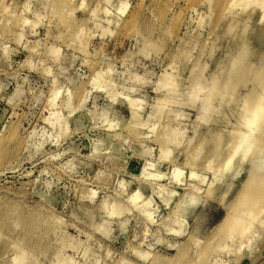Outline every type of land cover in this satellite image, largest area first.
I'll use <instances>...</instances> for the list:
<instances>
[{"label": "rangeland", "instance_id": "rangeland-1", "mask_svg": "<svg viewBox=\"0 0 264 264\" xmlns=\"http://www.w3.org/2000/svg\"><path fill=\"white\" fill-rule=\"evenodd\" d=\"M68 1L0 0V264H264V133L225 166L264 127V44L233 67L264 2Z\"/></svg>", "mask_w": 264, "mask_h": 264}, {"label": "bare ground", "instance_id": "bare-ground-1", "mask_svg": "<svg viewBox=\"0 0 264 264\" xmlns=\"http://www.w3.org/2000/svg\"><path fill=\"white\" fill-rule=\"evenodd\" d=\"M70 1V0H69ZM68 1V2H69ZM224 1H226V0H224ZM229 1V3H230V5L232 4V5H236L237 4V2H239V0L237 1V0H228ZM248 1V0H247ZM261 1V0H260ZM260 1H253V0H250L249 2H246L243 6L241 5V11H240V13H241V15L242 14H245V13H247L248 14V12H249V14H250V12H252L253 10H260V6H262V2H264V0H262V2H260ZM260 2V3H259ZM102 3V2H101ZM100 3V4H101ZM220 3H222V1L220 2ZM236 3V4H235ZM226 4H227V2H226ZM67 5H68V3H67ZM238 5V4H237ZM262 8H264V7H261V9ZM264 10V9H263ZM95 12H97V11H95ZM107 13H108V11H107ZM263 13V12H262ZM237 14H239V12L237 13ZM236 14H234V17L235 18H237V15L235 16ZM252 15V14H251ZM264 15V14H263ZM261 16V15H260ZM233 17V16H232ZM251 17V16H250ZM264 17V16H263ZM234 18V20L233 21H231L232 23H234L235 21H236V19ZM249 18V17H248ZM247 18V19H248ZM0 19H1V17H0ZM246 19V18H245ZM260 20V19H259ZM262 20V19H261ZM239 21V20H238ZM242 21V20H241ZM249 21V20H248ZM262 21H264V19L262 20ZM2 22V21H1ZM228 22V21H227ZM131 23V22H130ZM260 23V22H259ZM227 24V23H226ZM235 25H236V23H234ZM228 25H230V23L228 24ZM131 26V25H130ZM84 27V26H83ZM84 29V28H83ZM255 29L253 28L252 29V31H254ZM252 31H251V33H252ZM81 35V34H80ZM258 36V39H257V37H255V36ZM249 37V36H248ZM249 39V40H248ZM250 40H253V41H257V45H254V46H257V47H255L257 50L255 51V49H253L252 51H253V53H254V57H255V60L254 61H256L257 62V58L259 59L260 57H261V47H262V45L264 44V22L262 23V25L260 26V27H256V31H255V35L253 36V37H251V38H245L244 37V35H242L239 39H238V41H237V51H236V56L237 57H235L236 59H234V65H236V64H239L238 65V69L237 70H239V75H241L243 78L246 76H248V73H249V71H253V70H256L257 68H260L259 66L258 67H254L253 65H256V63L255 64H253V63H251V64H253L252 66L250 65V64H248V61H247V59L250 57L249 56V54H250V51H251V49H250V45H249V43H250ZM254 43V42H253ZM252 43V44H253ZM248 49H250V50H248ZM252 53V54H253ZM249 56V57H248ZM252 56V55H251ZM251 58V57H250ZM238 59H240V60H238ZM244 60V61H243ZM251 60H252V58H251ZM240 61V62H239ZM241 61H243V62H241ZM253 61V60H252ZM258 62H259V60H258ZM260 63V62H259ZM258 64V63H257ZM233 65V67L234 68H236L237 67V65L236 66H234ZM200 67V66H199ZM237 72V71H236ZM238 74V73H237ZM236 74V75H237ZM99 77H100V75H98ZM164 76H167V78L169 77V78H171L170 76L171 75H168L167 73L164 75ZM235 76V75H234ZM98 77V78H99ZM216 77V76H215ZM214 76L212 77V82L215 84V82H217V80H216V78H215ZM232 77V76H231ZM235 77H237V76H235ZM241 77V79H243ZM97 78V79H98ZM169 78H168V81H170L169 80ZM202 78V74H199L195 79H197L198 81H197V84H200L202 81L200 80ZM238 78V77H237ZM240 79V80H241ZM96 80V79H95ZM165 79H163V81H164ZM200 80V81H199ZM233 80V77L231 78V81ZM245 80L247 81V80H249V78L247 77V78H245ZM251 80V79H250ZM97 81V80H96ZM99 81V80H98ZM162 81V82H163ZM238 81V83H239V80H237ZM196 82V81H195ZM229 81H227V83H228ZM243 82H245V81H243ZM251 82V81H250ZM250 82H248V83H250ZM96 83V82H95ZM165 83V82H164ZM246 83V82H245ZM264 83V82H263ZM196 84V85H197ZM237 84V82H235V83H233V87H235V85ZM264 87V86H263ZM208 90H209V93L208 94H206V103H205V107H204V109L205 110H208V109H210V107H211V102H212V98H213V96L215 95V87H209V85H208ZM213 88V89H212ZM57 89V88H56ZM262 89H264V88H262ZM56 91V90H55ZM263 92H262V95L259 97V99L254 103V108H253V106H252V108H250L251 109V111H249L248 113H247V117L245 118V122H246V125L247 126H245V127H249L250 128V126L252 125V124H255V125H257V124H259L261 127L262 126H264V90H262ZM57 93H58V90H57ZM57 93H55V94H57ZM56 97H57V95H56ZM54 98V97H53ZM135 100H133V103L134 104H136L135 102H134ZM137 101V100H136ZM53 102V101H52ZM132 101H129V103H131ZM132 103V104H133ZM131 104V105H132ZM54 105V104H53ZM133 106H135V105H133ZM54 112V113H53ZM52 113H53V116L52 117H50L51 116V114H50V116H49V118H47L48 120H49V122H50V124L51 125H56L58 122H59V120L61 119V116H64V115H62V113L60 112V111H57L56 109H55V111H53ZM63 112V111H62ZM48 117V116H47ZM47 122V121H46ZM259 126V127H260ZM248 128V129H249ZM166 129V128H165ZM248 129H247V131H248ZM251 129V128H250ZM258 129V128H257ZM264 129V127L263 128H261V130L259 131V134H254V132L251 134V133H248V132H243V131H240V132H238V133H240L239 135H240V138H241V140L239 141L240 143H241V145H239L238 147H236L235 148V150L233 151V154L227 159V164H225V166L227 167V171H228V174H229V172H230V174L233 172H231L230 170H232L233 169V165L234 164H237V161H238V163H239V159H237L238 157H240V154L244 151L243 149L245 148V146H246V143L244 144L243 142L245 141V140H248L250 143H249V146H250V144L251 143H253V142H251V141H255L256 142V137H259V140H260V136H262L263 135V133H264V131H262ZM252 130H253V128H252ZM259 130V129H258ZM258 130H255V131H258ZM165 131H168V128L165 130ZM165 131L163 130V132L165 133ZM182 132V131H181ZM180 132V133H181ZM179 133V132H178ZM255 133H257V132H255ZM168 133L166 132L164 135H165V137H166V135H167ZM164 135H163V133L161 134V137H163V140L165 141V142H167V143H169V142H172V140H170L169 138L166 140L165 139V137H164ZM179 135V134H178ZM197 135V134H196ZM176 136V135H175ZM174 136V137H175ZM255 136V137H254ZM160 137V136H159ZM178 137V136H177ZM262 137H264V136H262ZM261 137V138H262ZM167 138V137H166ZM238 138V137H237ZM174 139L175 138H173V141H174ZM258 139V138H257ZM264 139V138H263ZM220 140V139H219ZM205 141V140H204ZM203 141V142H204ZM264 141V140H263ZM164 142V143H165ZM201 144V143H200ZM221 144V143H220ZM259 144H261V142L259 143ZM202 145V144H201ZM258 145V143L257 144H255V146L256 147H258L257 146ZM262 145V144H261ZM260 145V149H259V151H261V147L264 145V143H263V145L261 146ZM219 146V145H218ZM264 147V146H263ZM263 147H262V149H263ZM232 150V149H231ZM248 150V149H247ZM257 151V150H256ZM195 152H198V151H195ZM246 152V151H245ZM231 153V152H230ZM254 153H255V150H254ZM255 156H253V155H251V159L249 160V164L248 165H244L245 166V168H244V171L246 172V173H248V172H251V171H253L254 172V174H256V175H254L253 174V176H252V178H251V180L249 179L248 181H247V183L244 185V187H247V188H249V187H251V184H257L258 183V179L260 178L261 180H262V178L261 177H259V176H261L260 174L261 173H259L258 174V172H260V169H261V162H262V160L259 158V156L261 155V153L259 154V156H257L256 155V153L254 154ZM196 157V156H195ZM195 157H193V158H195ZM261 160V162H259L258 163V166H256V164H257V162L256 161H259V159ZM242 159V158H241ZM256 159H258V160H256ZM211 160V159H210ZM237 160V161H236ZM212 161V160H211ZM235 161H236V163H235ZM234 163V164H233ZM194 164V163H193ZM261 166V167H260ZM232 167V168H231ZM235 167H236V165H235ZM218 171V170H217ZM242 171V170H241ZM178 172H182V171H178ZM252 172V173H253ZM256 172V173H255ZM178 175L177 176H179V173H177ZM152 176H154L155 174H151ZM237 175V174H236ZM152 176H150V177H152ZM157 176V175H156ZM156 176H154V177H156ZM159 176V175H158ZM227 176V175H226ZM229 176V175H228ZM227 176V177H228ZM263 177V176H262ZM157 178V177H156ZM178 178V177H177ZM219 178V177H218ZM236 178V177H235ZM216 179V178H215ZM215 179H214V181H215ZM259 179V180H260ZM217 180V179H216ZM260 180V181H261ZM214 181H213V183H214ZM263 187H264V178H263ZM218 182V181H217ZM221 182V181H220ZM262 183V182H261ZM260 183V184H261ZM262 185V184H261ZM253 187V186H252ZM261 188V187H260ZM229 189V188H228ZM248 190V189H247ZM264 192V188H262L261 189V191H260V193L261 192ZM160 192L162 193V191H161V189H160ZM223 192V191H222ZM258 192V191H257ZM262 192V193H263ZM261 193V194H262ZM260 194V195H261ZM264 194V193H263ZM133 198V200L134 201H136V200H138L139 198H140V192H136L135 193V195L132 197ZM248 200V199H247ZM262 200V199H261ZM261 200H259V201H261ZM249 201V200H248ZM244 202H246V203H248L247 201H244ZM243 202V204H242V206H244L246 203H244ZM256 203V202H255ZM255 203L253 204V205H255ZM264 204V203H263ZM240 204H238V206H239ZM247 205V204H246ZM261 205V204H260ZM260 205H258V207L260 206ZM236 206V205H235ZM262 206V205H261ZM241 207V206H240ZM245 207V206H244ZM248 207V206H247ZM250 207H251V205L248 207L249 209H250ZM241 208H243V207H241ZM247 208V210L248 211H250L249 209ZM255 208V207H254ZM261 208V207H260ZM262 208H264V205L262 206ZM233 209V208H232ZM245 209V208H244ZM258 208L256 207L255 208V210L253 211L252 210V212L253 213H255L256 212V210H257ZM231 210V209H230ZM264 210V209H263ZM259 211V210H258ZM229 212V211H228ZM245 212H246V209H245ZM260 212H261V209H260ZM235 213H238V212H235ZM242 213V212H241ZM247 213V212H246ZM253 213H252V215H253ZM257 213V212H256ZM257 214H259V213H257ZM256 214V215H257ZM262 214V213H261ZM6 215V214H5ZM232 215V214H231ZM240 215V214H239ZM241 215H243V213L241 214ZM248 215V214H247ZM246 215V216H247ZM263 215H264V212H263V214L262 215H260V216H262L263 217ZM227 216H229V215H227ZM245 216V217H246ZM255 216V215H254ZM259 215H257L256 217H253V218H257ZM262 217H261V220L260 221H262ZM236 218V217H235ZM241 218H242V216H241ZM251 218V217H250ZM238 219V218H237ZM236 219V224H238V225H240L241 223H242V221H243V223H245L247 226L249 225L248 224V221L246 222V219L245 220H237ZM259 219H260V217H259ZM4 220V219H3ZM264 220V219H263ZM232 221H234V220H232ZM17 222V221H16ZM260 223V222H259ZM263 223V222H262ZM230 224V223H229ZM229 224H227V225H229ZM244 224V225H245ZM231 225H232V222H231ZM235 225V224H234ZM243 226V225H242ZM251 226V225H250ZM249 226V227H250ZM27 227V226H26ZM231 229V232L234 230V228H235V226H231L230 227ZM229 229V228H228ZM41 231V230H40ZM218 231V230H217ZM230 233V232H229ZM45 234V233H44ZM232 234V233H231ZM34 235V234H33ZM230 235V234H229ZM254 236H253V238H252V235H250L251 236V238L249 239V240H251L250 242L252 243L254 240H255V238H260V236L258 235V234H253ZM229 237V236H228ZM68 238V237H67ZM221 238V237H220ZM249 238V237H248ZM193 239H194V237H193ZM192 239V240H193ZM226 239H227V237H226ZM195 240H198L199 241V239H196L195 238ZM195 240H193V241H195ZM217 240V239H216ZM197 241V243H199ZM223 242H224V240H223ZM249 242V241H248ZM19 243V242H18ZM196 242H195V245L197 244ZM201 243V242H200ZM18 244H16L15 245V248H16V246H17ZM197 245H199V244H197ZM196 245V246H197ZM210 245V244H209ZM206 248V247H205ZM209 248V247H208ZM208 250V249H207ZM201 254V253H200ZM200 254H199V256H200ZM202 256V255H201ZM15 257V256H14ZM13 257V258H14ZM18 257V256H17ZM19 260H21V257H20V259ZM15 261H17V259L15 260ZM24 261V260H23ZM200 261V260H199ZM25 262V261H24ZM24 262L23 263H21V264H24ZM18 263H19V261H18ZM20 264V263H19ZM26 264V263H25Z\"/></svg>", "mask_w": 264, "mask_h": 264}]
</instances>
